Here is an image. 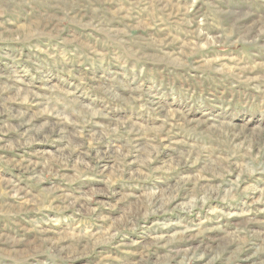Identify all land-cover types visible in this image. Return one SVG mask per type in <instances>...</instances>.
Masks as SVG:
<instances>
[{
  "label": "rangeland",
  "instance_id": "obj_1",
  "mask_svg": "<svg viewBox=\"0 0 264 264\" xmlns=\"http://www.w3.org/2000/svg\"><path fill=\"white\" fill-rule=\"evenodd\" d=\"M0 264H264V0H0Z\"/></svg>",
  "mask_w": 264,
  "mask_h": 264
}]
</instances>
